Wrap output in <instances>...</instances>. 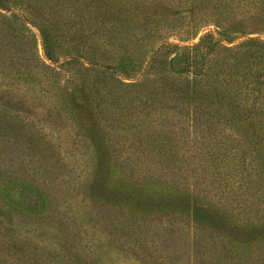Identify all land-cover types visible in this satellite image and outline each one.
Here are the masks:
<instances>
[{
    "label": "trees",
    "instance_id": "trees-1",
    "mask_svg": "<svg viewBox=\"0 0 264 264\" xmlns=\"http://www.w3.org/2000/svg\"><path fill=\"white\" fill-rule=\"evenodd\" d=\"M168 202L264 264V0H0V264H193Z\"/></svg>",
    "mask_w": 264,
    "mask_h": 264
},
{
    "label": "rangeland",
    "instance_id": "rangeland-1",
    "mask_svg": "<svg viewBox=\"0 0 264 264\" xmlns=\"http://www.w3.org/2000/svg\"><path fill=\"white\" fill-rule=\"evenodd\" d=\"M34 31H35V34H36L37 49H38V52L41 54L42 45H41V42H40V37H39V34H38L36 28H34ZM241 37H243V35L237 37L235 40H237V39H239ZM196 38H194V39H196ZM38 141H39V144H43V142L41 140H38ZM49 157L56 158V156L54 154L53 155H49ZM171 158L172 159L170 161H166L168 163V167L167 168H164L162 166L156 168V166L149 165L148 162L143 163L140 167L138 165L132 164V162H129L127 164L123 163L122 166L124 167V169L126 171L128 169H131L132 167H137L139 170L140 169H144V171H142V172L145 173V174H148V173H150L152 171V172L158 173V174L153 173V175H157L159 177H161V175L171 176V179H177L178 181H180V183H181V179H182V184L186 181V179H192L190 177H192V174L194 173V170L191 169V167L188 165V163L185 162L186 160H184L182 158V155L180 153H176L175 152L174 155L171 156ZM163 164H166V163L163 162ZM177 164L178 165L181 164L183 166V171H181V174L179 173V169L176 167V166H178ZM148 167H151L153 170H149L148 171ZM52 168H57V166H53ZM59 169H62V168L59 167ZM131 176H133V175H131ZM157 176H154V177H157ZM159 177H157V178H159ZM165 179H167V178H165ZM98 186H99V184H98ZM200 190H201L200 187L196 188V191H199V194H201ZM112 193L113 192H112L111 189H106L104 191V193L103 192H98V200H97L98 202L96 201L98 204H95V206L97 207V209H99L100 212H102V214L104 212H106V208H105V205L100 203V200H102V199H104L105 201L107 199L110 200V196L109 195L112 194ZM165 205H166L165 207H170L172 209L166 210L165 212L158 211L157 215L164 217L163 213L166 214V215H169L170 213H176V215L173 216V217H170V219H171V223L173 225L179 227V229H180L179 230L181 232L180 241H178V240L171 241V239H168L166 241V243H159V242L156 243V241L154 240L155 241V243H154V242H152L150 240L151 238L153 239V237H156L155 231H157V229H155V227H153V224H151L149 222V218L151 217V214L156 213L157 210H150V211H148V213H149L148 215H144V216H142L140 218L137 217V219H134L135 222H134V225H133V228L136 231L138 230L141 233V231L143 230L145 232V234H148V240H146V242L148 243V246H147L148 251H151V252H154V253L163 252V253L173 254V248L178 244L183 251H190L193 254V256H192L193 264H217L218 262H222V261H225L224 262L225 264H231V263L241 264V263L238 262L240 260H238V258H236V256H238V255H234L233 251L227 250L226 248H223V242L221 243L220 241H218L215 244L210 246L211 250H213L214 248L216 249V250L211 251L212 255H211L210 261L207 262V261H202L200 259H197L195 257V255H194L195 249L196 248L198 249V243L200 241H203V239L198 238V242H197V240L196 241L194 240L193 242H190L188 240L187 237L190 238V234H191L190 230H189V227L187 225V221H186V218H187V215H188V213H187L188 210L187 209L184 210V207H181L180 203L175 204V203H172V202H168ZM179 218L181 219L180 222H179ZM152 223H154V222L152 221ZM118 232H121V231L119 229H116V231L114 230V233L118 234ZM136 239H137V240H135L136 242L139 241L138 238H136ZM155 245H156V247H155ZM259 250L260 249H256V250L252 249V254L259 252ZM250 252H251V250L246 252L245 253V257H247V258H249L251 260L253 258H252V256H250ZM238 253L243 255L242 252L241 253L238 252ZM218 260H220V261H218Z\"/></svg>",
    "mask_w": 264,
    "mask_h": 264
}]
</instances>
